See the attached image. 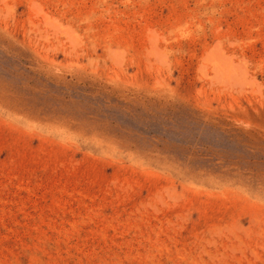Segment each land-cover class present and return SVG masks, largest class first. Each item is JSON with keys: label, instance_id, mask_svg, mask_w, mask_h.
Wrapping results in <instances>:
<instances>
[{"label": "rangeland", "instance_id": "1", "mask_svg": "<svg viewBox=\"0 0 264 264\" xmlns=\"http://www.w3.org/2000/svg\"><path fill=\"white\" fill-rule=\"evenodd\" d=\"M0 264H264V0H0Z\"/></svg>", "mask_w": 264, "mask_h": 264}]
</instances>
